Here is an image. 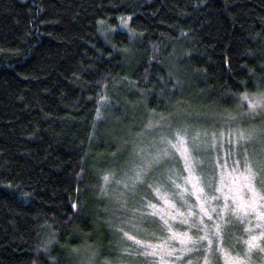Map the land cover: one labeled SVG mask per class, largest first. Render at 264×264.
Returning a JSON list of instances; mask_svg holds the SVG:
<instances>
[{
    "label": "trees",
    "instance_id": "obj_1",
    "mask_svg": "<svg viewBox=\"0 0 264 264\" xmlns=\"http://www.w3.org/2000/svg\"><path fill=\"white\" fill-rule=\"evenodd\" d=\"M252 97L261 106L248 120ZM214 116L251 128L224 150L257 162L264 0H0V264H156L139 245L168 234L150 211L157 188L191 236L174 263L223 264V248L263 264L264 242L245 240L258 232L250 214L212 199L198 222L175 160L143 177L134 155H153L172 117L170 130L217 126Z\"/></svg>",
    "mask_w": 264,
    "mask_h": 264
},
{
    "label": "rangeland",
    "instance_id": "obj_2",
    "mask_svg": "<svg viewBox=\"0 0 264 264\" xmlns=\"http://www.w3.org/2000/svg\"><path fill=\"white\" fill-rule=\"evenodd\" d=\"M246 101L248 105L244 110V114L249 120L252 119L255 112L260 110L261 101L257 97L246 99ZM191 118H195L198 121H206L209 120L207 118L212 117L195 115ZM226 119L228 117L214 116L213 120H217L219 125L210 126L207 129H201V127L197 126H191L189 128L186 124L181 123L172 126L171 130L167 124L171 125V122L176 121V117H172L170 121L164 120L165 123L162 129L165 133L170 131V134L162 137L154 154L147 156L146 153L143 155L140 149H133L134 155L139 158L140 165L138 167H143L141 169V173L144 174L143 177L151 173L154 167L164 165L169 159L170 162L175 160L180 172L183 174V183L189 187L190 195L192 196L191 199L193 200L191 205L200 209V214L198 213L197 219L198 222L201 223L205 216H210L211 208L215 210V207H220L219 211L223 212L224 208L226 210V206L231 204L232 209H235L246 218L250 214L249 217L252 223L258 226V232L250 234L245 240L247 241L248 248H253L254 250L257 247L261 249L263 247L262 243L264 242V200L256 187V182L259 181V174L264 175V130L261 129L256 132V137L252 134V137H255V139L252 138L250 143H254V146L256 145L258 153L256 155L257 162H254L248 159L245 152L242 156L236 155L233 150L229 151L230 154L224 150V147L228 146L227 142L229 139L233 140L232 145L237 147V138H244L243 133L245 132L240 128H233L227 122H222ZM161 123H156L153 127ZM237 129L238 131L241 130V132L237 133ZM250 129H248L249 133H245L250 134ZM241 141L242 143L245 142L244 139H241ZM202 154L205 155L203 157L208 159L205 168L210 170L208 178L210 182H213V188L216 192L211 193L210 200L202 195L205 182V177L203 178L200 171V168L205 163L202 159ZM143 156L146 157L142 158ZM138 167H133L135 169L132 168L130 172L134 174ZM156 193L159 199L157 200L158 202L150 205V211L154 216H158L159 220L157 219V221L160 225L165 226L168 234L156 239L154 241L155 243L145 244L143 242L145 245L140 244L139 246L141 251L143 248V251L156 258V264H176L173 262L171 256H174L176 252L188 250L191 236L186 231L175 230L172 227V221L178 216L176 211H174L171 197L162 188H157ZM212 199H217L216 202H219V206L212 207ZM186 202L190 203L189 199H186ZM185 212L187 215H190L189 211L185 210ZM201 238L206 241L208 236H202ZM221 250L223 264H245V256L242 257L239 254L230 255L231 252L228 250L223 248ZM260 257L264 260V252L261 253ZM203 264H207V262Z\"/></svg>",
    "mask_w": 264,
    "mask_h": 264
}]
</instances>
